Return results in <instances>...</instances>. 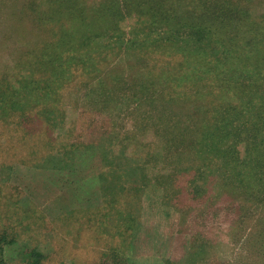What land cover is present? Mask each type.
Instances as JSON below:
<instances>
[{
    "label": "rangeland",
    "instance_id": "obj_1",
    "mask_svg": "<svg viewBox=\"0 0 264 264\" xmlns=\"http://www.w3.org/2000/svg\"><path fill=\"white\" fill-rule=\"evenodd\" d=\"M43 1L32 0V4L45 8ZM233 3L237 9L232 26L237 27L241 41L245 28L258 22L264 12V0ZM23 4L25 0H0V43H4L0 45V76L6 70L15 72L14 65L27 46L38 42L29 34V38L4 37L14 30V20L24 16ZM32 4L27 5V16ZM240 9L246 13L242 12L241 18ZM134 16L125 15L120 23L125 32L121 38L105 36L90 41L95 49L100 46L99 56H107L98 63L104 73L91 80V76L75 71L73 80L57 95L58 119L63 121L60 128L52 129L37 114L38 108L0 121V233L15 239L3 250L8 264H19L23 252L31 248L43 253L47 264H106L118 257L124 264H261L255 242L262 236L250 224L260 219L264 234V186L260 200L251 196L235 199L215 178L202 184V193L196 195L189 184L194 170L188 169L192 160L188 144L180 142V155L162 149L167 139L163 130L180 127L196 138L198 119L223 114L219 107L227 109L239 103L229 93L220 97L211 84L195 90L187 85L183 70L174 66L181 58L176 49L170 53L139 49L132 42L147 31H139ZM156 32L152 31L151 37ZM109 43L114 48L104 51ZM98 83L103 86L97 88ZM143 84V93L150 96L135 91H141ZM162 114L163 120L158 121ZM91 141L102 142L111 150L118 170L136 165L142 168L139 175L151 180L143 189L140 180L131 184L141 191L140 197L132 200H136L132 204L136 220L127 234L117 233L121 223L115 214L112 221L100 215L105 195L98 151H76L68 168L39 166L66 144ZM134 159H140L141 164ZM147 159L152 160L144 163ZM163 166L167 170L161 174L158 171ZM174 167L180 170L171 176L174 181L167 190L156 176ZM242 212H247L246 216Z\"/></svg>",
    "mask_w": 264,
    "mask_h": 264
},
{
    "label": "trees",
    "instance_id": "obj_2",
    "mask_svg": "<svg viewBox=\"0 0 264 264\" xmlns=\"http://www.w3.org/2000/svg\"><path fill=\"white\" fill-rule=\"evenodd\" d=\"M29 4L32 0H25L24 16L14 20V30L4 37L29 38V34L38 42L27 46L24 56L14 65L15 72L6 70L0 76V121L38 108L37 114L44 117L52 129L60 128L63 121L58 119L61 110L56 107L57 95L73 80L75 71L80 70L86 78L91 76V80H97L104 73L98 63L104 62L107 56H99L100 46L95 49L90 41L105 36L121 38L125 32L120 23L125 15H135L139 31H147L132 42L139 49L168 53L176 49L181 58L174 66L183 70L187 85L195 90L205 83L211 84L220 97L229 93L239 103V106L227 109L219 107L218 110L225 111L223 114L204 115L201 118L206 120L203 121L198 119L195 122L196 138L187 136L180 127L163 130L167 139L162 149L180 155V142L188 144L192 154L188 169L194 170L189 184L196 195L202 193V184L218 178L230 197L261 199L260 191L264 186V12L259 15L258 22L245 28L244 38L239 41V31L232 26L236 24L232 14L237 9L233 0H103L90 4L86 0H44L45 8L33 3L30 16H27L25 11ZM242 12L240 9V18ZM155 30L156 35L151 37L150 33ZM50 33L55 39L52 40ZM121 44L119 42V48ZM113 48L109 43L103 50ZM21 72L24 74L20 75ZM99 82L103 84L102 80ZM101 84L96 87L103 86ZM144 85H141V91H135L150 96L143 93ZM162 118L163 114L158 121ZM85 149L98 151L102 159L99 177L105 199L100 215L112 221L115 214L116 221L121 223L117 233L127 234L136 220V210L132 208L136 200H132L140 197L141 191L139 186L131 184L140 180L143 189L151 181L145 174L139 175L142 168L130 165L118 170L111 150L104 143L93 141L66 144L39 166L68 168L70 163L73 164L70 159L75 157L74 153ZM134 161L141 164L140 159ZM165 169L163 166L158 172ZM179 170L174 167L163 177H156L168 190L174 181L171 176L178 175ZM117 179L122 182H115ZM242 213L243 216L247 214ZM251 225L258 231L257 235L262 236L255 244L259 245L257 261L264 264V250L261 252L264 234L260 219ZM14 241L13 237L7 238L0 233V264H8L3 250ZM199 250L202 251L201 247ZM22 256L19 264H47L43 253L36 248L27 249ZM108 260L106 264H124L122 257Z\"/></svg>",
    "mask_w": 264,
    "mask_h": 264
}]
</instances>
